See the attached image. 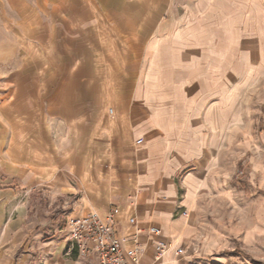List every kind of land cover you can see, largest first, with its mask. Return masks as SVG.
<instances>
[{"label":"crops","instance_id":"0c3cea01","mask_svg":"<svg viewBox=\"0 0 264 264\" xmlns=\"http://www.w3.org/2000/svg\"><path fill=\"white\" fill-rule=\"evenodd\" d=\"M33 2L28 37L40 46L52 38L57 23L64 25L58 55L63 67L48 75L60 82L52 97L37 89L18 91L11 103L17 120L10 123L7 141L0 130V146L6 145L2 171L16 186L12 198L46 193L72 198L60 212L66 222L116 210L121 247L138 249L130 264L212 263L224 242L241 233L236 224L226 223L228 179L251 143L264 138L257 133L256 142L248 140L254 125L264 126V0H169L151 10L103 8L105 17H120L115 37L99 21L98 0ZM72 59L80 65H122L117 78L110 76L117 82L109 99L112 120L81 119L83 88L97 100L99 93L84 81L102 77L67 72ZM40 102L52 105L63 124L32 112ZM67 113L74 114L69 124ZM7 203H0V264L10 263L3 260L2 243L12 242L13 252L22 240L27 259L18 264H24L36 253L35 228L24 223L28 200L12 201L16 214L5 223ZM150 227L168 243L157 261ZM39 251L42 264H98L94 254L79 255L64 230Z\"/></svg>","mask_w":264,"mask_h":264},{"label":"rangeland","instance_id":"374dc122","mask_svg":"<svg viewBox=\"0 0 264 264\" xmlns=\"http://www.w3.org/2000/svg\"><path fill=\"white\" fill-rule=\"evenodd\" d=\"M167 2L169 0H98L97 8L99 13L102 14L99 21L108 25V30H111L110 34L113 37L119 36L116 33L115 25L116 20L120 17H105L103 8L128 11L138 9L151 10L164 7ZM33 7V0H0V130H2V134H5L6 141L10 135L11 121L17 120L16 109L14 110L11 104L16 98L17 92L37 89L40 90V94L45 93L48 99L53 96L60 83L58 79L47 78L48 75L58 73L60 69L62 71L63 65H59L58 55L61 44V31L62 29L63 31L65 30L64 25H61L60 28L57 23V29L52 33V38L38 46L28 37V31L32 30L33 26L30 23V21L32 22V17L28 16V14H31L30 11H32ZM261 7L264 9V2H261ZM37 8L41 10L42 4ZM38 19L41 23L40 26H42L45 21L42 13ZM131 19L133 20L134 17ZM28 23H30L29 26ZM40 35L43 37V33ZM104 35L100 34V37H104ZM72 45L74 46V43ZM53 56L55 58H52ZM53 60H56V62ZM72 61L73 63L66 65L67 72L79 71L86 75L92 72L96 78L102 77V80L98 81H84V83L93 84L92 92L95 91L94 85H96L95 87L99 93L97 100L96 97H91L89 88H83L81 119L98 120L100 122L112 120L114 113L112 112L113 107L109 99L114 94L112 92V83L116 84L117 82L116 80L112 81L110 76L117 78L122 65H80L75 62V59H72ZM31 111L36 112L37 116L44 121L57 122V124L60 121L61 123L59 124H63V118L54 116L53 106L47 105L46 102L44 104L40 102L37 107H31ZM73 115L67 113V124L73 119L70 118ZM77 117L79 119L80 114H77ZM261 127H263L262 130ZM263 132V124H257V127L254 125L251 135L252 139L248 140L256 142L257 133L263 135ZM259 142L251 143L244 155L245 160L237 163L234 172L228 179L230 192L227 196V207L224 210L226 223L236 224L240 228L241 233L238 234L237 239H227L224 242L223 251L220 252L219 256L211 259L212 263L197 259L194 260L196 264L199 261L201 264H264V138L261 139V135ZM5 148L6 145L0 146V159ZM250 159L253 160L249 161ZM2 163L4 164V161L0 160V203L8 202L5 223H7L12 212L14 215L16 214V211L11 209L14 206L11 204L12 201L21 200L26 202L28 200L24 213V223L27 227L35 228L36 239L32 243L36 253L31 255L29 257L30 261H25L24 264H42V252L39 250H41L45 240L54 237L59 230L65 231L67 219L64 218L62 221L59 216L62 206L66 205L65 201L70 204L73 199L52 195L51 193L39 194L38 196L31 195L28 199L25 195L23 198L13 199L12 195H15L13 192L16 187L15 182L3 174ZM43 229L45 233L41 232ZM40 232L43 236H38ZM9 244L13 243H2L4 262L18 264V261L26 258V253H24L27 248L26 241H21L19 244L20 248L17 245L11 246L14 250L13 252L8 248Z\"/></svg>","mask_w":264,"mask_h":264},{"label":"built area","instance_id":"2783aa9c","mask_svg":"<svg viewBox=\"0 0 264 264\" xmlns=\"http://www.w3.org/2000/svg\"><path fill=\"white\" fill-rule=\"evenodd\" d=\"M115 214L116 210H109L104 216L92 211L73 216L66 222L65 233L79 255L94 254L98 264H130V259L136 260L138 249L123 248L120 245ZM128 221L132 224L134 218ZM147 233L156 237L154 261H157L168 249V243L160 237L156 227L148 228ZM177 251L180 252V249Z\"/></svg>","mask_w":264,"mask_h":264}]
</instances>
